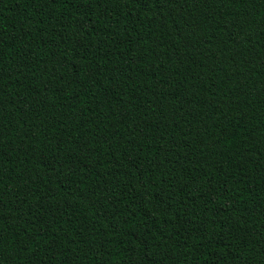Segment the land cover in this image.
<instances>
[{"label": "trees", "instance_id": "trees-1", "mask_svg": "<svg viewBox=\"0 0 264 264\" xmlns=\"http://www.w3.org/2000/svg\"><path fill=\"white\" fill-rule=\"evenodd\" d=\"M0 264H264V0H0Z\"/></svg>", "mask_w": 264, "mask_h": 264}]
</instances>
